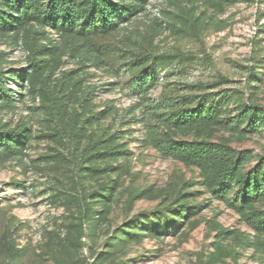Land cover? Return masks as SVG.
I'll list each match as a JSON object with an SVG mask.
<instances>
[{
	"label": "trees",
	"instance_id": "16d2710c",
	"mask_svg": "<svg viewBox=\"0 0 264 264\" xmlns=\"http://www.w3.org/2000/svg\"><path fill=\"white\" fill-rule=\"evenodd\" d=\"M152 1L0 0V34L21 43L28 60L27 69L6 70L0 56V105L13 107L16 101L11 80H16L20 98H41L48 121L54 124L47 136L66 146L79 195V228L81 236L88 238L96 235L120 182L109 179L90 189L84 184L115 174L118 168L113 164H100L126 157L129 151L119 143V131L108 128L100 134L89 132L92 124L113 112L85 114L94 88L84 89L78 104H71L79 86L72 80L74 70H61L63 59L69 57L84 69L101 70L118 84L131 86L138 99L132 111L140 112L133 121L143 124L145 141L159 155L182 164L192 174L186 177L178 171L173 190H163L164 199L153 211L112 228L103 242L104 251L138 238L177 232L203 212L206 201L214 200L253 232L238 241L233 231L217 226L212 237L215 264L219 260L216 256L232 240L234 247L227 251L232 261H237L244 247H253L264 264V154L255 155L235 145L264 132V99L259 86L264 57L251 58L254 64L249 67L244 91L225 89L229 79L220 74L211 81L182 87L169 79L173 73L186 72L197 64L212 65L204 42L212 15L246 0H161L159 13L146 22ZM164 32L200 45L201 53L177 47L160 50L156 39ZM160 86V96L154 101L151 92ZM67 112H71L68 130L61 125ZM31 133L29 126L8 128L0 122V162L21 157ZM150 191L130 193L128 207ZM202 196L207 198L197 200Z\"/></svg>",
	"mask_w": 264,
	"mask_h": 264
},
{
	"label": "rangeland",
	"instance_id": "374dc122",
	"mask_svg": "<svg viewBox=\"0 0 264 264\" xmlns=\"http://www.w3.org/2000/svg\"><path fill=\"white\" fill-rule=\"evenodd\" d=\"M161 7V0L152 1L149 15L144 20L148 22L156 16ZM212 16L213 21L204 32L212 65L197 64L186 72L173 73L169 79L182 87L186 83L211 81L220 74L229 79L224 84L225 89L244 91L249 67L254 64L251 58L264 57V3L246 0ZM51 35L57 39L55 34ZM156 44L162 51L177 47L201 53L200 45L168 32L160 35ZM0 56L6 70L28 68L27 53L21 43L15 44L2 34ZM63 60L61 70H74L72 80L79 86L71 104H78L84 89L94 88V97L87 103L85 114L90 111H107L105 115L109 110L113 112L92 124L89 132L100 134L108 128L119 131L122 137L119 143L129 151L126 157L100 164H113L118 168L115 174L90 179L84 186L90 189L115 178L119 179L120 186L96 235L81 236L80 209L76 202L78 189L67 160L66 146L47 136L54 124L48 121L41 98L31 95L20 98L16 80H11L9 86L15 92L16 101L13 107L0 105V122L8 128L19 124L29 126L32 133L21 157L0 162V264H215L212 237L217 226L233 231L234 239L238 241L245 235H253L223 204L209 200L205 202L203 212L177 232L158 238H138L104 251L103 242L112 228L114 230L139 214L153 211L164 199L163 190H173L176 173L181 171L190 177L192 171L162 157L145 141L143 124L133 121V116L138 117L140 112L132 111L138 99L131 86L118 84L115 78L101 70L84 69L69 57ZM259 72L262 79L260 93L264 99V70ZM166 76V72L162 74L161 83ZM55 78H59V72ZM66 86L67 89L70 87ZM161 89L160 86L151 92L154 101L159 98ZM70 118L71 112L63 116L61 125L66 130L70 128ZM235 145L248 148L255 155L264 154V132ZM147 188L151 191L129 208V194ZM202 198L207 197L197 200ZM235 240L226 244L227 250L221 255H215L219 258L218 264H261L260 254L253 247H244L239 251L237 261H232L227 251L234 247ZM101 253L104 255L97 260Z\"/></svg>",
	"mask_w": 264,
	"mask_h": 264
}]
</instances>
